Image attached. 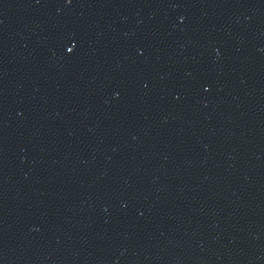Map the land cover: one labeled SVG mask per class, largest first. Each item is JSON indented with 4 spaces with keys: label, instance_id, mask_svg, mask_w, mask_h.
Returning <instances> with one entry per match:
<instances>
[{
    "label": "water",
    "instance_id": "water-1",
    "mask_svg": "<svg viewBox=\"0 0 264 264\" xmlns=\"http://www.w3.org/2000/svg\"><path fill=\"white\" fill-rule=\"evenodd\" d=\"M0 264H264V0H0Z\"/></svg>",
    "mask_w": 264,
    "mask_h": 264
}]
</instances>
